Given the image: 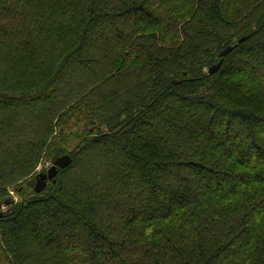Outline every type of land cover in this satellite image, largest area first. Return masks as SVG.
I'll list each match as a JSON object with an SVG mask.
<instances>
[{
  "label": "trees",
  "instance_id": "trees-1",
  "mask_svg": "<svg viewBox=\"0 0 264 264\" xmlns=\"http://www.w3.org/2000/svg\"><path fill=\"white\" fill-rule=\"evenodd\" d=\"M9 187L0 264H264V0H0Z\"/></svg>",
  "mask_w": 264,
  "mask_h": 264
},
{
  "label": "water",
  "instance_id": "water-1",
  "mask_svg": "<svg viewBox=\"0 0 264 264\" xmlns=\"http://www.w3.org/2000/svg\"><path fill=\"white\" fill-rule=\"evenodd\" d=\"M244 40L245 38H242L239 42L241 43ZM233 49L234 47H227L226 49L222 51L220 56L222 58L226 57ZM222 63H223V60H221L216 65H213L208 71L209 74H215L216 72H218L222 66ZM173 83L175 85H179L182 83V81L174 80ZM71 163H72V157L70 155L67 154V155L60 156L54 161L53 165L48 169L46 173H39L36 178L29 179L27 181V185L31 189H33L35 193L40 194L47 187L49 181H55L58 175L59 169H64L68 167ZM15 203H16V200L11 195L1 198L0 199V216L3 215L4 211H2V209H4L5 206H10Z\"/></svg>",
  "mask_w": 264,
  "mask_h": 264
},
{
  "label": "rangeland",
  "instance_id": "rangeland-1",
  "mask_svg": "<svg viewBox=\"0 0 264 264\" xmlns=\"http://www.w3.org/2000/svg\"><path fill=\"white\" fill-rule=\"evenodd\" d=\"M53 165V162L52 161H44L42 162L38 168L36 169V171L34 172V174H32L29 178L27 179H24L22 180V182L20 183H17L18 185H21L23 187V189H25L24 192H27V194H30L31 193V188L30 187H27L26 185V180L28 179H31V178H35L36 175H38L39 173H46L48 171V169ZM16 187V186H14ZM30 188V189H29ZM33 190V189H32ZM8 195H11L15 200H16V203L19 202L22 198H21V195L20 193H18L16 190L12 189V187H9L8 188ZM7 195V196H8ZM9 209V206H5L4 209H2V211H7Z\"/></svg>",
  "mask_w": 264,
  "mask_h": 264
},
{
  "label": "flooded vegetation",
  "instance_id": "flooded-vegetation-1",
  "mask_svg": "<svg viewBox=\"0 0 264 264\" xmlns=\"http://www.w3.org/2000/svg\"><path fill=\"white\" fill-rule=\"evenodd\" d=\"M36 177H37V175H36ZM36 177H35V178H36Z\"/></svg>",
  "mask_w": 264,
  "mask_h": 264
}]
</instances>
